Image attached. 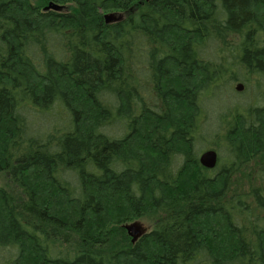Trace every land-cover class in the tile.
Instances as JSON below:
<instances>
[{"label": "trees", "instance_id": "obj_1", "mask_svg": "<svg viewBox=\"0 0 264 264\" xmlns=\"http://www.w3.org/2000/svg\"><path fill=\"white\" fill-rule=\"evenodd\" d=\"M0 175V264H264V0H0Z\"/></svg>", "mask_w": 264, "mask_h": 264}, {"label": "rangeland", "instance_id": "obj_2", "mask_svg": "<svg viewBox=\"0 0 264 264\" xmlns=\"http://www.w3.org/2000/svg\"><path fill=\"white\" fill-rule=\"evenodd\" d=\"M55 4H57V3H55ZM59 5L63 6L62 4H59ZM48 6L49 5H47L46 7H48ZM46 7L44 8L45 10H48V9L56 10V9H54L52 7L46 9ZM67 8H68V10L66 9L65 6H63V9H61L59 11L60 12H68L71 9V6H68ZM117 12H118V10L114 9L113 7H111L109 9H107V11H104L103 14L110 15V16L114 17V16H116ZM119 14L120 13H118L117 16H119ZM235 86H236V84L234 83L233 84V88ZM235 101H248V96L240 94L239 92H236ZM158 104H161V102H159ZM207 148L208 149H213V148H216V147H205L206 150H207ZM206 150L203 149L199 153V156H198L199 162H200V156ZM223 155H225V152H223ZM219 163L220 162H219V154H218V164H217V166L219 165ZM200 165L206 171L205 173H207V174H212V170L217 168V166L215 168H213V169L207 168V167L203 166L201 164V162H200ZM250 166H252V165H250ZM250 166L246 169V171H244L243 173H240V174L237 175V177L240 180L241 184H243V183L245 184L246 182H248L247 179H246V174L247 173H251L253 171V168H251ZM184 179H188V177H186V175H185ZM0 187L6 188L8 191L13 193L15 196L18 195V194L20 195V189L17 187V185H15L12 182H9L3 175H0ZM239 187H241V185H239ZM159 216H160V214H157L156 211L154 212V211H151V210H147V207H146V209L144 210L143 215L140 216V217L132 218L131 220L123 222L120 225H117V224L113 223V225H111V229H112L111 233H113V236L115 237V240L123 238L126 241L128 240L131 244H135V243H137L140 240V238L136 242H132V236L127 231V227L126 226L131 225L132 223L138 222V223L141 224L143 229L146 228V230H147L146 233H149L151 231V229L155 226L156 219L159 218ZM224 238H225V236H224ZM226 238H227V236H226ZM226 238L224 240V243L226 241ZM230 240H231V238H230ZM224 245H226V244H224Z\"/></svg>", "mask_w": 264, "mask_h": 264}, {"label": "water", "instance_id": "obj_3", "mask_svg": "<svg viewBox=\"0 0 264 264\" xmlns=\"http://www.w3.org/2000/svg\"><path fill=\"white\" fill-rule=\"evenodd\" d=\"M49 7H52L56 10L63 9V6L52 3V2ZM49 7H47L46 9H48ZM117 14L118 13H116V16L114 17L110 15H106L105 16L106 22L110 21L112 18H117L118 17ZM235 90L237 92H242L244 90V84L243 83L236 84ZM200 162L203 166L207 168H210V169L215 168L218 164V152L215 149H207L201 155ZM126 227H127L128 232L133 236V241H136L138 238H140L142 235H144L147 232L146 228L143 229L141 224L138 222L132 223L131 225H128Z\"/></svg>", "mask_w": 264, "mask_h": 264}, {"label": "bare ground", "instance_id": "obj_4", "mask_svg": "<svg viewBox=\"0 0 264 264\" xmlns=\"http://www.w3.org/2000/svg\"><path fill=\"white\" fill-rule=\"evenodd\" d=\"M49 6H50V4H49ZM49 6H48V7H49ZM46 8H47V7H46ZM49 8H50V7H49ZM105 16H106V14L104 15V17H105ZM203 153H204V152H203ZM203 153H202V154H203ZM200 157H201V156H200ZM127 231H128V230H127ZM129 234H130V233H129ZM130 235H131V234H130ZM131 236H132V235H131ZM138 239H139V238H138ZM138 239H137V240H138ZM137 240H136V241H137ZM136 241H133V236H132V242H136Z\"/></svg>", "mask_w": 264, "mask_h": 264}, {"label": "flooded vegetation", "instance_id": "obj_5", "mask_svg": "<svg viewBox=\"0 0 264 264\" xmlns=\"http://www.w3.org/2000/svg\"><path fill=\"white\" fill-rule=\"evenodd\" d=\"M105 15V14H104ZM146 234H148V233H145L144 235H142L141 237H140V239L142 238V237H144Z\"/></svg>", "mask_w": 264, "mask_h": 264}]
</instances>
